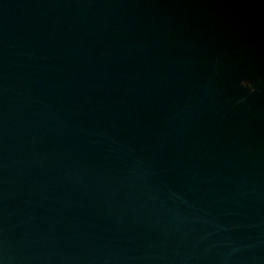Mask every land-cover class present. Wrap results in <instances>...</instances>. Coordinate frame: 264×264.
Wrapping results in <instances>:
<instances>
[{
  "label": "water",
  "instance_id": "obj_1",
  "mask_svg": "<svg viewBox=\"0 0 264 264\" xmlns=\"http://www.w3.org/2000/svg\"><path fill=\"white\" fill-rule=\"evenodd\" d=\"M0 264H264V0H0Z\"/></svg>",
  "mask_w": 264,
  "mask_h": 264
}]
</instances>
